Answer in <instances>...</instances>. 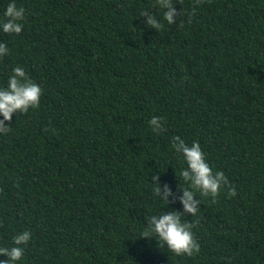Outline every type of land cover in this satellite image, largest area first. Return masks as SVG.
Masks as SVG:
<instances>
[{"label": "trees", "instance_id": "trees-1", "mask_svg": "<svg viewBox=\"0 0 264 264\" xmlns=\"http://www.w3.org/2000/svg\"><path fill=\"white\" fill-rule=\"evenodd\" d=\"M15 3L0 85L22 66L42 92L0 134V247L29 231L18 264H264V0H171V25L155 0ZM173 136L228 180L182 216L192 256L138 237L150 215L182 211Z\"/></svg>", "mask_w": 264, "mask_h": 264}, {"label": "clouds", "instance_id": "clouds-1", "mask_svg": "<svg viewBox=\"0 0 264 264\" xmlns=\"http://www.w3.org/2000/svg\"><path fill=\"white\" fill-rule=\"evenodd\" d=\"M155 6L162 11V19L169 25L173 24L174 19L180 15L171 0H155ZM144 14V12L141 13V15ZM24 18V8L18 7L15 0H10L0 17V32L19 34ZM145 23L155 29L162 27L161 20L157 22L156 16L151 14L147 15ZM8 52V47L0 43V57L7 55ZM41 92V87L28 78L22 66L12 68L7 85H0V117H2L0 134L10 130L11 127L5 122L11 119L13 113L22 114L38 106ZM148 124L155 133L163 130L159 117H152ZM171 147L180 154L185 165L179 171V176L183 181V186L180 188L182 195L179 197L182 211L150 215L146 218L147 222L138 237L154 238L156 245L166 250L167 253L170 252L176 256H192L199 251L200 246L193 237V224L184 220L182 216L188 214L190 217H197L200 211L198 205L201 204L197 194L199 197H210L214 200L222 186L228 184V180L222 171H213V168L209 166L199 142L193 141L189 145L179 136H173ZM153 185V193L158 196L161 188L156 185V177H153ZM163 192L164 195L160 199L167 204L171 192L166 185L163 187ZM228 195H235L234 187L228 188ZM30 239L31 233L23 231L13 237L11 247H0V256L6 257L0 260V264H18L24 254L23 246Z\"/></svg>", "mask_w": 264, "mask_h": 264}]
</instances>
